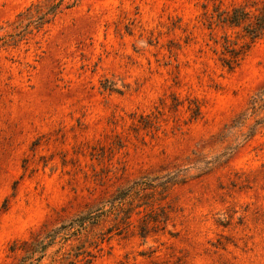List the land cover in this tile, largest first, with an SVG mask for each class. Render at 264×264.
I'll return each instance as SVG.
<instances>
[{
  "label": "rangeland",
  "instance_id": "rangeland-1",
  "mask_svg": "<svg viewBox=\"0 0 264 264\" xmlns=\"http://www.w3.org/2000/svg\"><path fill=\"white\" fill-rule=\"evenodd\" d=\"M37 1L0 0V36L17 33V14ZM263 4L75 0L39 30L7 37L16 42L0 46V264H25L22 242L132 181L183 168L181 181L140 190L127 219L103 216L39 263L264 264V96L231 128L264 89V35L228 68L224 37L249 39L243 24L219 20L233 7L252 18Z\"/></svg>",
  "mask_w": 264,
  "mask_h": 264
},
{
  "label": "trees",
  "instance_id": "trees-1",
  "mask_svg": "<svg viewBox=\"0 0 264 264\" xmlns=\"http://www.w3.org/2000/svg\"><path fill=\"white\" fill-rule=\"evenodd\" d=\"M74 2L75 0H39L30 4L17 14L18 20L15 27L18 28L19 31L15 34L0 36V46L8 44L7 42H9V40H12L11 42H16L15 39H9L7 37L11 38L13 35L18 37L23 36L24 33L29 32L32 28L39 30L57 13L61 12L64 8L72 6ZM219 20L223 23H227L228 26H240L243 24V35L249 39L248 43L237 46L235 41L228 39L226 36L224 37L222 48L227 54V57L223 59V64L231 68L249 45L264 35V4L257 9V13L253 15L252 18L249 17V12H246L244 8L233 7L230 15L224 16ZM263 96L264 89L258 90L251 97L248 110L246 109L239 114L237 120L233 121L231 128L242 125L247 116L254 114L259 107L258 102L262 100ZM253 130V127L250 128L242 138V141L250 137ZM236 147L237 145H234L232 148H227L220 156L228 157ZM211 163L212 161L205 162V167L201 169V171H207ZM185 172L186 169L183 168L167 172L161 176H144L132 181L125 187L117 189L108 199L89 206L85 210L80 211L69 219L54 226L47 231L42 238L22 242L21 247L24 252L22 262H25V264H40L39 262L44 256V251L53 244L55 240H66L68 236H75L77 233H81L85 230L88 225L97 224L103 216L122 212L124 213L122 218L127 219L128 213H125V208H127L125 206L128 204V206H131L133 198L138 195L140 190L166 187L173 182L181 181V178L186 175ZM138 197L140 196L138 195L136 198Z\"/></svg>",
  "mask_w": 264,
  "mask_h": 264
}]
</instances>
